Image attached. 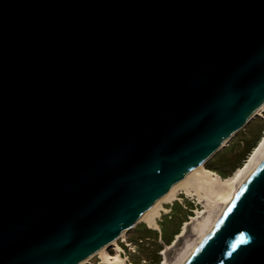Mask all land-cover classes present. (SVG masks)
Wrapping results in <instances>:
<instances>
[{
	"label": "water",
	"instance_id": "obj_1",
	"mask_svg": "<svg viewBox=\"0 0 264 264\" xmlns=\"http://www.w3.org/2000/svg\"><path fill=\"white\" fill-rule=\"evenodd\" d=\"M264 101V0H0V264H77ZM182 264H264V152Z\"/></svg>",
	"mask_w": 264,
	"mask_h": 264
},
{
	"label": "bare ground",
	"instance_id": "obj_2",
	"mask_svg": "<svg viewBox=\"0 0 264 264\" xmlns=\"http://www.w3.org/2000/svg\"><path fill=\"white\" fill-rule=\"evenodd\" d=\"M256 117L259 118L256 119ZM251 119H254L258 122L259 119L263 120L261 124L263 125L262 130L259 131L260 138L256 144L257 146H255L253 151L249 152L250 154L245 158L242 164L237 166L238 169L235 174H233L235 175L234 177L233 175L229 178L225 177L224 175L229 171V164H227V162L232 159L228 157L229 154H231L229 151L232 148L238 149L243 145V142L238 140L237 143L232 146L231 141L237 140L236 138H232L240 130H242L247 122L251 121ZM247 134H249V132ZM222 140L223 141L219 144V147H217L207 158L195 166L188 174L175 181L169 188H167L155 201H153L144 211H142L139 217L128 228H125V230L122 231L112 241L104 244L96 252L85 257L77 264H92L93 262L91 263V260L95 261V258H98V260L93 264H143V262L146 260L141 261V257L138 253H136V251L135 255L133 254L132 257L130 256L132 251L135 250L134 246L132 245L135 242L130 243L128 240H126V236L123 235L131 227H134L140 222L144 223L143 228L145 229L168 234V226L173 225L169 224V221L172 219L176 220V217L172 218V215L176 211H171L173 209V200H177L180 203L181 200H183L182 196L175 195L177 189H182L188 199L190 198L191 200L195 201L196 204L194 208H198V206L202 207V209L198 211H196V209L192 210L193 213H196V216H191L190 220H187L186 218L182 221V223H179L177 231L172 233L173 239L170 241L171 243H163L164 239L167 238L166 236H162V238L158 237V242L162 245V247L164 246L161 251L162 262L160 264H182L184 259L205 235L211 225V222H213L215 217L221 211V208L225 206L231 195H233V193L237 190L239 185L242 183L259 157L264 152V101L254 112L249 115V117L246 118L243 123H241L232 133ZM227 146L228 148L226 151L229 153H222L216 156L213 160L215 164H212L211 167L204 166L206 161L209 159L211 160L220 149ZM220 157L223 158L220 159ZM221 160L222 164L218 162ZM167 202L170 203L168 207L165 206ZM178 212L181 216L183 215L182 210ZM117 241L123 245L120 246ZM139 241L141 240H136V243ZM109 246L112 248L114 247L116 251L112 257L106 252L105 249ZM125 249H127V251Z\"/></svg>",
	"mask_w": 264,
	"mask_h": 264
},
{
	"label": "rangeland",
	"instance_id": "obj_3",
	"mask_svg": "<svg viewBox=\"0 0 264 264\" xmlns=\"http://www.w3.org/2000/svg\"><path fill=\"white\" fill-rule=\"evenodd\" d=\"M256 116V115H255ZM257 118H259V117H256V119ZM255 119V118H254ZM254 119H251V121H249V122H247V124L245 125V127L240 131V132H238L232 139H234V138H237V140L239 139V140H241L242 142H243V144H245V142H244V140H245V138L249 135V134H252L254 131H255V129H256V127H258V125H257V123H258V121H256V120H254ZM249 128H251V130H252V132L251 133H249V134H247L249 131ZM249 137V136H248ZM252 140L250 141V143L252 142V144H250V147H249V149L246 151V152H244V154L243 155H240L239 157H238V159H239V162H240V164H241V162L242 161H244L245 160V158L248 156V152H250L249 150H251V147L253 146V144L257 141V139H259V138H257V135H256V133H253L252 134V138H251ZM255 146H257V145H255ZM254 146V147H255ZM244 147V146H243ZM242 147H239L238 149H234V148H232L229 152L231 153V154H229V158H232V160H230L231 161V164H233L234 163V159H233V157H234V153H236V152H238L240 149H241ZM234 149V150H233ZM253 151V150H252ZM229 152H225L226 154L227 153H229ZM218 162H220L221 164H222V160L221 161H218ZM238 164V163H237ZM240 164L239 165H236V166H234L235 168L233 169V170H231V174H230V176L234 173L235 174V172L237 171V169H238V167L237 166H240ZM204 166L206 167V166H208V167H211L212 166V162H211V160L209 159L208 161H206L205 162V164H204ZM235 175H233V177H234ZM232 177V178H233ZM232 178H230V179H232ZM177 192V193H176ZM175 192V195L176 196H182V199L183 200H181V203L179 202V201H177V200H173L174 202H173V205H172V207H173V209L171 210L172 212H174L175 210V213L172 215V218L173 217H176V220L175 219H172V220H170L169 221V224H173V225H169L168 226V228H167V233L168 234H165V236L167 237V238H169V237H172V232H174V230H176L177 228H178V226H179V223H182V221L184 220V219H186L187 218V220H190V218H191V216H196V213H193L192 212V210H194V209H196V211H198V210H201L202 209V207L201 206H198V208H194L195 207V201H193V200H191L190 198L188 199L187 198V196L184 194V192H183V190L182 189H177V191ZM175 195H173V196H175ZM179 202V203H178ZM169 204L170 203H166L165 204V206L166 207H168L169 206ZM181 205H186V206H181ZM175 206H176V208H175ZM182 207H184V208H182ZM180 210H182L183 212V215L181 216L180 214H179V212L178 211H180ZM186 214H185V213ZM189 212H190V214H189ZM180 217V218H179ZM173 221V222H172ZM143 226H144V223L143 222H140V223H138V224H136L134 227H131L127 232H125V234L123 235V236H126V234L128 235L129 234V232L131 231V235H132V237L133 238H135V240H141V241H139V242H137L136 244L134 243V244H132L133 246H134V248H135V250L134 251H132V253H131V257H132V255L134 254L135 255V251H136V253H138L139 255H140V257H141V261H143V260H146V261H144L143 262V264H160L161 262H162V260H161V256H162V254H161V251H162V249H163V247H162V245L158 242V240L155 238V240L153 239V240H144L143 238H140V236H144L145 234H146V232L143 230ZM172 226V227H171ZM138 227V228H137ZM171 227V228H170ZM135 228H137L136 230H135ZM170 230V231H169ZM140 239H139V238ZM170 242V241H169ZM169 242H166V243H169ZM117 243L120 245V246H122L123 244H121V243H119L118 241H117ZM171 243V242H170ZM106 249V252L112 257V256H114V254L116 253V251H115V249H114V247L112 248V247H107V248H105ZM126 251H127V249H125ZM138 251V252H137ZM155 253V254H154ZM148 255V256H147ZM154 255V256H153ZM147 256V257H146ZM96 257V256H95ZM154 257V258H153ZM143 258H145V259H143ZM98 260V258H95V261H93V260H91V263L93 262V263H95L96 261ZM92 263V264H93Z\"/></svg>",
	"mask_w": 264,
	"mask_h": 264
},
{
	"label": "trees",
	"instance_id": "obj_4",
	"mask_svg": "<svg viewBox=\"0 0 264 264\" xmlns=\"http://www.w3.org/2000/svg\"><path fill=\"white\" fill-rule=\"evenodd\" d=\"M262 122H263V120L262 119H259V122L257 123V125H258V127H256V129H255V131L253 132V133H256V135H257V138H260V134H259V131H261L262 130V126L263 125H261L262 124ZM249 133H251L252 132V130H251V128H249ZM252 133V134H253ZM252 134H249L246 138H245V140H244V142H245V144H243L242 145V148L238 151V152H236V153H234V157H233V161H234V163L233 164H231V161H229V162H227V164H229V171H228V173H226L224 176L225 177H231L230 176V174H231V170H233L235 167L234 166H236V165H239L240 164V162H239V159H238V157L240 156V155H243L244 154V152H246L248 149H249V147H250V144H252V142L250 143V141L252 140L251 138H252ZM258 140L259 139H257V141L253 144V146L251 147V150H249L250 152L253 150V149H255V145L257 144V142H258ZM230 142V141H229ZM244 146V147H243ZM247 149V150H246ZM249 153V152H248ZM250 154V153H249ZM248 154V155H249ZM232 160V159H231ZM243 162V161H242ZM242 162H241V164H242ZM238 163V164H237ZM240 164V165H241ZM231 168V169H230Z\"/></svg>",
	"mask_w": 264,
	"mask_h": 264
},
{
	"label": "crops",
	"instance_id": "obj_5",
	"mask_svg": "<svg viewBox=\"0 0 264 264\" xmlns=\"http://www.w3.org/2000/svg\"><path fill=\"white\" fill-rule=\"evenodd\" d=\"M241 131V130H240ZM239 131V132H240ZM237 139V138H236ZM239 140V139H238ZM238 140H236V141H231L232 142V146L233 145H235L236 143H237V141ZM229 146V145H228ZM228 146L227 147H225V148H222V149H220L219 150V152H217L214 156H213V158L211 159V162H212V164H215L214 162H213V160H214V158L216 157V156H218V155H220V154H222V153H225V152H227L226 151V149L228 148ZM230 149H231V147H230ZM221 158H223V157H220V159ZM217 164V163H216ZM138 228V227H137ZM137 228H135V230L137 229ZM178 229V228H177ZM177 229L176 230H174V232H176L177 231ZM143 230L146 232V234L144 235V236H140V238H143L144 240H155V238L157 239V240H159L158 239V237H160V238H162V236L163 237H165V233H163V232H157V231H153V230H148V229H145V228H143ZM174 232H172V233H174ZM139 238V237H138ZM139 238V239H140ZM173 239V237H169V238H166V239H164V241H163V243L165 244L166 242H169V241H171ZM126 240H128L130 243H133V242H135L136 243V240H135V238H133L132 237V235H131V231L129 232V234L127 235L126 234ZM170 243V242H169Z\"/></svg>",
	"mask_w": 264,
	"mask_h": 264
}]
</instances>
